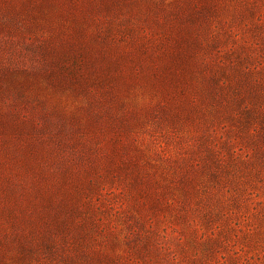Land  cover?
I'll return each mask as SVG.
<instances>
[{
	"label": "rangeland",
	"instance_id": "obj_1",
	"mask_svg": "<svg viewBox=\"0 0 264 264\" xmlns=\"http://www.w3.org/2000/svg\"><path fill=\"white\" fill-rule=\"evenodd\" d=\"M0 264H264V0H0Z\"/></svg>",
	"mask_w": 264,
	"mask_h": 264
}]
</instances>
